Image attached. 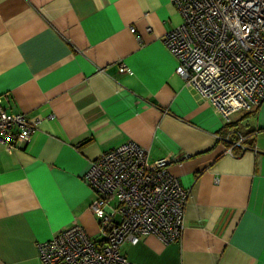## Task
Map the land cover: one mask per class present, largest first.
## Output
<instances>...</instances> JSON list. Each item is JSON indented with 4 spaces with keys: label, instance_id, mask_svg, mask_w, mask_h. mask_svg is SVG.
<instances>
[{
    "label": "crops",
    "instance_id": "1",
    "mask_svg": "<svg viewBox=\"0 0 264 264\" xmlns=\"http://www.w3.org/2000/svg\"><path fill=\"white\" fill-rule=\"evenodd\" d=\"M180 22L170 0H0L1 106L39 119L0 143V264H42L38 243L73 222L97 238L83 175L128 140L187 191L181 239L126 241L129 261L264 264V98L224 124L175 72Z\"/></svg>",
    "mask_w": 264,
    "mask_h": 264
},
{
    "label": "built area",
    "instance_id": "2",
    "mask_svg": "<svg viewBox=\"0 0 264 264\" xmlns=\"http://www.w3.org/2000/svg\"><path fill=\"white\" fill-rule=\"evenodd\" d=\"M181 22L163 36L178 60L175 72L224 124L264 98V0H170ZM134 32V27H130ZM118 69L129 72L124 63ZM39 119L1 106L0 143L8 150L29 141ZM169 159L150 161L148 149L128 140L102 151L83 175L95 194L89 204L98 237L78 223L37 245L42 264H134L121 251L153 233L164 242L181 239L187 191L167 169Z\"/></svg>",
    "mask_w": 264,
    "mask_h": 264
},
{
    "label": "trees",
    "instance_id": "3",
    "mask_svg": "<svg viewBox=\"0 0 264 264\" xmlns=\"http://www.w3.org/2000/svg\"><path fill=\"white\" fill-rule=\"evenodd\" d=\"M256 108H257V107H256ZM256 108H255V109H256ZM255 109H253V110H251V111H247V112H252V111H254Z\"/></svg>",
    "mask_w": 264,
    "mask_h": 264
}]
</instances>
